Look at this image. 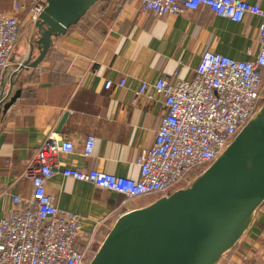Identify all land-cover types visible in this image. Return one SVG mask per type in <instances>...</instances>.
I'll list each match as a JSON object with an SVG mask.
<instances>
[{"label": "crops", "instance_id": "crops-1", "mask_svg": "<svg viewBox=\"0 0 264 264\" xmlns=\"http://www.w3.org/2000/svg\"><path fill=\"white\" fill-rule=\"evenodd\" d=\"M20 1L27 41L16 46V57L27 50L33 31L26 17L30 0ZM246 1L264 7V0ZM12 4L0 0L3 10H11ZM260 23L254 15L236 22L206 6L153 16L141 13L137 0L94 4L55 40L37 68L23 71L15 86H21V96L0 116V219L18 207L13 196L31 198L33 183L26 171L44 139L55 133L72 139L75 148L60 154L62 166L48 179L46 190L60 209L82 216L84 230L102 243L119 216L159 197H127L66 177L61 170L72 166L139 178L137 158L153 146L166 107L161 97L133 102L134 92L166 74L192 77L206 50L238 60L253 58L260 48ZM122 79L124 86L119 85ZM107 80L113 81L112 88L105 87ZM66 112L59 133L56 128ZM89 135L96 143L93 154L85 157L82 148ZM239 241L216 264H242L241 256L244 264H264V202Z\"/></svg>", "mask_w": 264, "mask_h": 264}, {"label": "built area", "instance_id": "built-area-1", "mask_svg": "<svg viewBox=\"0 0 264 264\" xmlns=\"http://www.w3.org/2000/svg\"><path fill=\"white\" fill-rule=\"evenodd\" d=\"M137 1L141 13L153 16L183 14L206 6L217 16L236 22L247 15L261 18L260 48L253 58L238 60L206 50L192 77L179 79L177 72L166 74L154 82H143L134 92L133 102L161 97L166 107L153 146L137 158L139 178L72 166L61 170L66 177L127 197L154 193L161 197L169 195L180 181L190 184L208 168L263 105L264 7L259 1L246 0ZM46 3L29 1L26 17L31 23L39 19ZM21 9L20 0H13L9 11L0 6V80L21 36ZM124 84L122 79L119 85ZM113 85L107 80L105 87ZM95 143L96 137L89 135L82 148L85 157L93 154ZM74 148L72 139L55 133L42 142L26 171L33 183L31 198L13 196L18 207L0 219V264H88V247L84 251L79 248V241L86 237L83 217L60 209L46 190L48 179L62 166L60 154L72 153ZM195 167L200 172L190 178Z\"/></svg>", "mask_w": 264, "mask_h": 264}, {"label": "water", "instance_id": "water-1", "mask_svg": "<svg viewBox=\"0 0 264 264\" xmlns=\"http://www.w3.org/2000/svg\"><path fill=\"white\" fill-rule=\"evenodd\" d=\"M98 1L47 0L32 23L35 35L27 50L13 55L3 70L0 116L21 96V86H15L23 71L37 68L55 40ZM263 202L264 103L190 184L119 216L89 264H216L247 231Z\"/></svg>", "mask_w": 264, "mask_h": 264}, {"label": "trees", "instance_id": "trees-1", "mask_svg": "<svg viewBox=\"0 0 264 264\" xmlns=\"http://www.w3.org/2000/svg\"><path fill=\"white\" fill-rule=\"evenodd\" d=\"M100 1V0H99ZM96 4V3H95ZM94 6V5H93ZM92 6V7H93ZM90 11V10H89ZM88 11V12H89ZM87 12V13H88ZM86 13V14H87ZM74 26V25H73ZM73 26H71L70 28H72ZM69 28V29H70ZM68 29V30H69ZM67 30V31H68ZM23 33V27H22V29H21V34ZM263 88H264V86H263ZM262 103H264V90H263V98H262ZM200 172V170L198 169V168H193L192 169V171H191V173H190V178L191 177H195L196 175H198V173ZM187 185V182H185V181H180L178 184H176V186L175 187H173L171 190H170V193H172L175 189H177L178 187H183V186H186ZM149 195H156L157 197H160V194H156V193H154V194H149ZM145 196H147V195H145ZM92 242H94V240H93V236H92V234L91 233H87L86 232V237H84L83 238V240H80L79 241V248L82 250V251H84L87 247H88V249H86V254H85V260H86V262L88 263H90V261L92 260L91 258L89 259L88 258V256H89V254L90 253H88L89 252V250H91V245H93L92 244Z\"/></svg>", "mask_w": 264, "mask_h": 264}, {"label": "rangeland", "instance_id": "rangeland-1", "mask_svg": "<svg viewBox=\"0 0 264 264\" xmlns=\"http://www.w3.org/2000/svg\"><path fill=\"white\" fill-rule=\"evenodd\" d=\"M33 31V33L31 32V36L32 37H34V28L32 29ZM29 34V33H28ZM26 41H27V38H26V36H25V33L23 32L22 34H21V36H20V39H19V41H18V43H17V48L18 47H20V46H22V45H24L25 43H26ZM100 241L101 240H94V242H92V244L93 245H91L92 247H91V250L88 252V253H90L89 254V256H88V258L90 259H92L93 257H94V255L96 254V252L98 251V249H99V247H100V245H101V243H100ZM240 242V241H239ZM238 242V243H239ZM237 243V244H238ZM241 260H244L243 262H242V264H244L245 263V259H244V257L243 256H241V258H240ZM88 264H89V262H88ZM249 264V263H248Z\"/></svg>", "mask_w": 264, "mask_h": 264}, {"label": "flooded vegetation", "instance_id": "flooded-vegetation-1", "mask_svg": "<svg viewBox=\"0 0 264 264\" xmlns=\"http://www.w3.org/2000/svg\"><path fill=\"white\" fill-rule=\"evenodd\" d=\"M32 39H33V37H32Z\"/></svg>", "mask_w": 264, "mask_h": 264}]
</instances>
